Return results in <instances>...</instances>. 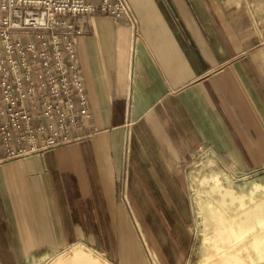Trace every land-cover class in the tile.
Instances as JSON below:
<instances>
[{"label": "crops", "instance_id": "obj_1", "mask_svg": "<svg viewBox=\"0 0 264 264\" xmlns=\"http://www.w3.org/2000/svg\"><path fill=\"white\" fill-rule=\"evenodd\" d=\"M128 2L135 27L74 19L88 97L75 140L0 162V264L73 244L112 264H180L190 159L264 168V0Z\"/></svg>", "mask_w": 264, "mask_h": 264}, {"label": "built area", "instance_id": "obj_2", "mask_svg": "<svg viewBox=\"0 0 264 264\" xmlns=\"http://www.w3.org/2000/svg\"><path fill=\"white\" fill-rule=\"evenodd\" d=\"M94 13L137 24L128 0H0V162L75 140L67 130L88 111V97L76 62L82 32L74 19ZM40 117L50 124L49 135Z\"/></svg>", "mask_w": 264, "mask_h": 264}, {"label": "rangeland", "instance_id": "obj_3", "mask_svg": "<svg viewBox=\"0 0 264 264\" xmlns=\"http://www.w3.org/2000/svg\"><path fill=\"white\" fill-rule=\"evenodd\" d=\"M186 166L190 197L187 209L190 217L184 225L187 227V236L180 264H219L218 258L224 248H221V239L230 235L229 229L240 230L243 220L249 223L254 207L260 212L257 218L264 220V202L259 200L260 195L264 198V168L252 173L234 172L220 165L210 152L196 154ZM256 201L261 204L258 208L255 206ZM260 234L264 250V228ZM262 255L261 264H264V251ZM33 264L112 262L89 246L73 244Z\"/></svg>", "mask_w": 264, "mask_h": 264}, {"label": "bare ground", "instance_id": "obj_4", "mask_svg": "<svg viewBox=\"0 0 264 264\" xmlns=\"http://www.w3.org/2000/svg\"><path fill=\"white\" fill-rule=\"evenodd\" d=\"M259 200L264 202V198L261 195ZM256 203L255 206L258 208L261 204L257 201ZM254 209L255 207L253 212H251L249 223L247 220L241 221L242 227L240 230L229 229L230 235L225 239H221L223 241L221 248H224L221 249L222 253L218 258L219 264H261L264 250L260 233L264 228V223L262 222L264 220L257 218L260 212L258 209Z\"/></svg>", "mask_w": 264, "mask_h": 264}]
</instances>
